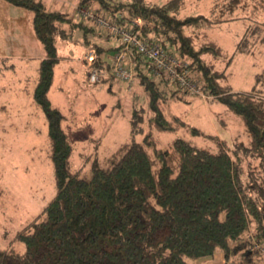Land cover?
<instances>
[{
    "label": "trees",
    "instance_id": "trees-1",
    "mask_svg": "<svg viewBox=\"0 0 264 264\" xmlns=\"http://www.w3.org/2000/svg\"><path fill=\"white\" fill-rule=\"evenodd\" d=\"M5 1L31 11L35 35L45 51L33 97L47 119L57 192L18 231L23 252L0 246V264H264L258 247L264 245V87L234 90L227 81L234 55L208 39L205 26L239 16L213 22L205 14L182 15L186 0H79V7L107 15L147 41L177 51L189 62V79L237 114L247 134L246 141L229 145L182 116L168 114L165 100L181 85L170 76L154 78L150 61L133 49L135 77L146 92L148 107L132 113L131 140L82 174L71 163L74 145L63 126L65 115L49 93L60 60L58 41L78 27L88 35L95 26L85 24L81 9L77 20L46 0ZM229 1L226 9L231 14L240 0ZM136 19L142 24L134 25ZM244 21L238 52H249L242 45L254 37L264 45L262 25L252 29V21ZM94 47L93 65L103 73L109 62L102 57V46ZM222 57L227 61L224 68L217 65ZM261 77L264 70L257 74ZM174 130L202 135L216 147L185 137L161 146L154 132Z\"/></svg>",
    "mask_w": 264,
    "mask_h": 264
},
{
    "label": "rangeland",
    "instance_id": "rangeland-1",
    "mask_svg": "<svg viewBox=\"0 0 264 264\" xmlns=\"http://www.w3.org/2000/svg\"><path fill=\"white\" fill-rule=\"evenodd\" d=\"M151 1L163 3L166 0ZM229 2L186 0L181 14H205L213 22L222 17L239 16L237 22L207 23V38L216 41L224 53L234 55L227 69V81L234 90L262 88L264 77L258 79L257 74L264 70V45L254 37L242 45L248 46L249 52L236 49L244 35V32H239L245 28L244 19L252 21V29L259 24L264 25V0H240L231 14L226 9ZM32 17L30 10L0 0V246L17 252L25 250V244L16 238L18 231L34 219L57 192L54 165L49 155L47 119L33 97L39 63L35 61V55L44 49L35 35ZM87 20L95 26L94 21ZM262 26L259 28L264 34ZM94 31L111 35L96 26ZM84 34L78 27L67 39L58 41L60 60L55 67V79L49 95L53 105L65 115L63 126L74 145L73 167L82 169V174H89L94 161L102 163L131 140V115L139 106H148L145 91L141 88L136 93L127 91L116 76L97 83L88 81V71L80 60L85 46ZM87 34L91 36L92 31ZM110 42L113 46L122 43L115 37ZM122 50L121 47L119 51ZM116 51V47L109 49L103 56L112 61L111 73L114 70L113 58L119 52ZM217 62L220 68L227 66L225 59ZM134 81H137L135 76ZM192 83L193 91L188 86H179L181 89L165 100L166 112L182 116L190 125L207 134L217 135L229 145L235 141H246L242 119L224 103L211 100L207 92ZM184 89L189 92H184ZM154 134L164 147L177 137L188 138L198 145L208 143L216 147L204 136L184 130L155 131ZM141 137L142 134L136 136L138 139ZM208 264H212L211 261Z\"/></svg>",
    "mask_w": 264,
    "mask_h": 264
},
{
    "label": "built area",
    "instance_id": "built-area-1",
    "mask_svg": "<svg viewBox=\"0 0 264 264\" xmlns=\"http://www.w3.org/2000/svg\"><path fill=\"white\" fill-rule=\"evenodd\" d=\"M80 13L84 18L93 20L97 28L120 37L124 50L119 51L113 58V74L127 88H130L134 82L135 72L130 51L135 49L150 61L152 75L155 77L170 76L173 80H178L181 86H188L191 91L194 90V85L188 78L189 66L177 51L165 48L158 41H147L140 32L111 22L107 15H96L87 8H81ZM96 56L97 52L93 47L84 54L88 67V80L91 83L100 82L103 76V73L93 65ZM258 247L264 253V245Z\"/></svg>",
    "mask_w": 264,
    "mask_h": 264
},
{
    "label": "crops",
    "instance_id": "crops-1",
    "mask_svg": "<svg viewBox=\"0 0 264 264\" xmlns=\"http://www.w3.org/2000/svg\"><path fill=\"white\" fill-rule=\"evenodd\" d=\"M46 1L54 8H59V9L65 10V11L72 12L77 17H79V14H78V12H79V10H78V7H79L78 6V2L79 1H75V0H46ZM149 1H151V0H149ZM151 2H153V1H151ZM58 5L60 7H57ZM66 5H68V7H66ZM240 20L243 21V19H240ZM237 21H239V19H234V20H229V21H224V22L225 23H230V22H237ZM224 22H221L220 24H222ZM85 24L89 25L90 27H93L92 23L89 24L88 21H86ZM133 24L134 25H141L142 24V20L141 19H136ZM245 31H246V24H245V28L243 30L239 31V32H245ZM112 37L119 38V37L113 36V35H109V36L106 35V34L104 35L102 32H96V31H93L91 36H88V35L84 36L85 46H84V49L82 51V56H81L80 60H81V63L83 65V67L86 69V71H88V67H87V65H85L86 61L84 60V54H86V52L89 50V48H91V47L95 48L94 44H98V45L102 46V48L104 49V52L102 53V57L108 52L109 49H113L115 47H116L117 51H119L121 49V47L124 50V48L122 46V43H121V45H118V46L117 45L113 46V44H110L111 43L110 39ZM44 55H45V51H42V50L40 52H38L37 55H35V61L38 60V62H39L37 67H36L37 71H38V67H39V64H40V60L44 57ZM107 60L109 62V66L110 67H109V70L107 71V69H106L105 72H106V76H107L108 72H110V75L107 76L108 77L107 79L110 80V79H113L114 77H112L113 72L111 73V68H112L111 60L110 59H107ZM132 62H133V60H132ZM133 66L135 68L134 62H133ZM87 78H88V74H87ZM121 84H122L123 87H125V89L127 91H133V92L136 93V92H139V90H138L139 88H141L142 91H144V88L138 83V81H134L133 82V86L130 87V88H127L122 82H121ZM135 96H137V94H135Z\"/></svg>",
    "mask_w": 264,
    "mask_h": 264
}]
</instances>
